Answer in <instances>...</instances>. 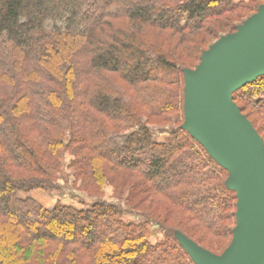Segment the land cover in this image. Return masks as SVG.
I'll list each match as a JSON object with an SVG mask.
<instances>
[{"label": "trees", "instance_id": "trees-1", "mask_svg": "<svg viewBox=\"0 0 264 264\" xmlns=\"http://www.w3.org/2000/svg\"><path fill=\"white\" fill-rule=\"evenodd\" d=\"M248 1L256 0H0V264L26 263L49 244L68 264H196L178 239L191 235L146 212L90 193L98 200L85 209L31 197L61 191L66 153L87 189L123 175L132 195L183 210L195 233L232 239L230 173L184 128L186 63L163 36L192 43L185 54L196 67L220 23ZM230 24L224 30H236ZM111 74L132 89L131 103L108 86ZM233 99L264 120V75ZM135 103L173 120L170 137L155 140ZM129 212L143 221L127 222ZM151 226L163 233L155 243Z\"/></svg>", "mask_w": 264, "mask_h": 264}, {"label": "water", "instance_id": "water-1", "mask_svg": "<svg viewBox=\"0 0 264 264\" xmlns=\"http://www.w3.org/2000/svg\"><path fill=\"white\" fill-rule=\"evenodd\" d=\"M184 74V128L228 169L237 224L222 255L178 239L196 264H264V143L233 99L236 89L264 75V5Z\"/></svg>", "mask_w": 264, "mask_h": 264}, {"label": "rangeland", "instance_id": "rangeland-1", "mask_svg": "<svg viewBox=\"0 0 264 264\" xmlns=\"http://www.w3.org/2000/svg\"><path fill=\"white\" fill-rule=\"evenodd\" d=\"M251 5L250 9H246L248 5ZM264 5V0H256L255 2L251 3L248 1V3H245V7L239 8L237 12L232 13L229 15L230 17H226L225 20H223L220 23L219 26L222 32L219 34V37L215 39L212 44H214L217 40H219L222 36L228 35L230 33L235 32L224 30V27L229 25L236 26L242 24L246 19H248L250 16L254 15L257 11H253V8H258L260 6ZM252 9V10H251ZM225 22V23H224ZM215 25V24H213ZM216 27V25H215ZM217 29V28H216ZM164 40H165V46L170 48L169 50L178 58V60L183 64L184 69L189 68V59L187 60L186 57L188 56L185 54V50L189 49L191 52H194L193 44L188 42L184 43V38H180L179 35L173 34L169 31H164ZM163 38H161L163 40ZM187 38V37H186ZM200 43H202V46L204 45V41L199 40ZM211 44V45H212ZM210 45V46H211ZM196 51L198 49L195 47ZM209 49V47L207 48ZM205 49V51L207 50ZM187 55V56H186ZM193 59V58H192ZM187 67H186V66ZM197 67V66H196ZM196 67H190V70H194ZM107 83H111L108 86H113V89L116 93H120L126 101L130 102L133 98V91L132 89L124 82L119 80L118 76L115 74L109 75L107 78ZM106 82H104V85ZM185 87V85H184ZM174 89H180V86H173ZM131 103V102H130ZM137 104L135 103V106ZM133 107V106H132ZM137 108H132L136 111L138 117L142 119V121L150 124L154 139L157 141H164L167 138L170 137V134L168 132V129L174 125V121H166L165 116H159L155 117L149 114V111L142 107L140 105H137ZM247 119L250 121L254 129L257 131L259 136L262 138V141L264 143V120L260 119L252 110L244 108V111L242 112ZM186 119L184 120L185 123ZM72 156L69 153H66L64 163L65 168L60 175L59 180L57 182V185L60 187L61 191L48 193L43 190H35L30 193V196L33 197L35 200L40 202L43 206L47 208L53 207L57 202H61L63 204L67 205H73L78 209H85L90 208V206L98 200V198H91L88 196V194H93L97 196H101V199L106 200L113 204H121L124 207H132L137 212H146L150 215H152L154 218H157L158 220L162 221L167 226H176L183 229V231L189 233L191 237L182 234L186 238H188L190 241L194 242L196 245L214 253L217 255H222L227 248L230 246L232 239L227 238H214L208 234H206L202 229H199V234L194 232V229H192V226L194 227L196 225L195 222L190 221L188 219V215L183 211L176 208H172L168 210L166 206H168V201L164 198L156 197L154 195L144 194L141 196L132 195L131 193V187H127L126 185L120 184L122 181L127 180V178L123 175H115L107 174V180L102 188H96L91 187V189H87L86 185H84L83 181L81 179H77L76 176V170L75 168H70L69 164L72 161ZM114 178L113 180L110 178ZM117 179V180H116ZM123 187V189H121ZM21 197L25 198L26 195H21ZM152 197L157 198L154 199ZM160 205V206H159ZM125 220L127 222H140L143 221V218L140 214H133L131 212L125 214ZM4 221V220H3ZM2 221V222H3ZM1 222V223H2ZM4 224V223H3ZM237 224V223H236ZM236 224L234 228L236 227ZM233 228V229H234ZM7 230V228H6ZM2 235H5V231H0ZM163 238L162 231L157 226H151L150 228V240L155 243ZM200 238V239H199ZM198 242V243H197ZM57 245L56 244H49L47 245L44 250L41 251V254H37L35 251V255L28 260L26 263L17 262L16 264H68L67 260L63 258V255L57 254L56 252ZM46 254V255H45ZM37 255V257H36ZM51 256L50 258L48 256ZM42 256V257H41ZM88 260H85L84 262H87ZM6 264V263H3Z\"/></svg>", "mask_w": 264, "mask_h": 264}]
</instances>
